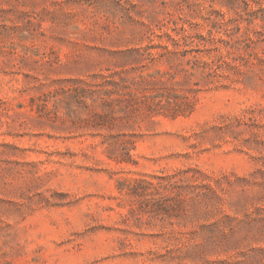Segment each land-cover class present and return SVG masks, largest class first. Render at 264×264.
Segmentation results:
<instances>
[{
	"label": "rangeland",
	"instance_id": "rangeland-1",
	"mask_svg": "<svg viewBox=\"0 0 264 264\" xmlns=\"http://www.w3.org/2000/svg\"><path fill=\"white\" fill-rule=\"evenodd\" d=\"M0 264H264V0H0Z\"/></svg>",
	"mask_w": 264,
	"mask_h": 264
}]
</instances>
